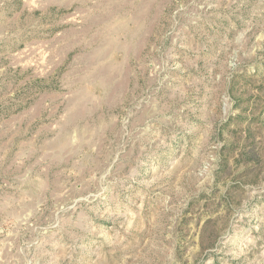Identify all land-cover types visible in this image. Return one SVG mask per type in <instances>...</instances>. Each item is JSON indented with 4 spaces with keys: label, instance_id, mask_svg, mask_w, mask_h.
<instances>
[{
    "label": "rangeland",
    "instance_id": "obj_1",
    "mask_svg": "<svg viewBox=\"0 0 264 264\" xmlns=\"http://www.w3.org/2000/svg\"><path fill=\"white\" fill-rule=\"evenodd\" d=\"M0 264H264V0H0Z\"/></svg>",
    "mask_w": 264,
    "mask_h": 264
}]
</instances>
